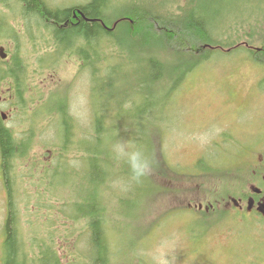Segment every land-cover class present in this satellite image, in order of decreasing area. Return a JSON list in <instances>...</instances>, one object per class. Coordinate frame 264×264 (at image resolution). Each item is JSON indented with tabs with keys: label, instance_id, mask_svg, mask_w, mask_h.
Here are the masks:
<instances>
[{
	"label": "rangeland",
	"instance_id": "374dc122",
	"mask_svg": "<svg viewBox=\"0 0 264 264\" xmlns=\"http://www.w3.org/2000/svg\"><path fill=\"white\" fill-rule=\"evenodd\" d=\"M45 1L57 9L90 2ZM116 1L115 13L119 5L128 7L143 0ZM169 1H176L170 13L177 15L187 0ZM169 1L144 0L143 4L150 9L166 8ZM223 4L222 20L228 24L240 22L232 30L220 31L224 40L250 43L249 48L245 46L246 51L251 50L250 55L261 53L264 22L241 21L255 19L257 9L264 8V0H225ZM3 19L2 27L14 35L0 39V46L8 53L0 75L13 66V58L18 60L21 74L17 76L19 92L15 77L0 82V118L18 144L29 146L26 155L16 159L11 175L17 230L26 246L33 247L36 239L46 243L60 264H91L87 257V222L69 219L71 207L79 200L76 195L82 194L84 188L83 154L72 143L77 141L83 146V136L94 133L90 70L84 69L77 44L62 54L46 57L56 46H49L45 35H37L45 22L26 16L13 0L5 6L0 3V20ZM119 51L113 46L110 53H115L122 63ZM164 51L160 50L158 56L166 59ZM220 51L188 73L172 92L170 85L166 90L157 87L155 93H148L139 64L132 63L130 72H122L123 79L137 72L127 83L128 99L139 103L144 99L143 108L152 104V108H158L153 114L156 121L148 127H144L146 123L143 126L131 122L129 106L117 120L120 135L116 144L125 145L128 151L143 150L153 160V167L139 201V195H135L139 186L129 177L124 176L117 185L113 182L112 195L136 202L130 206L113 202L107 208L106 236L113 264H264V222L258 225L249 217L241 220L224 214L232 208L226 203L232 197L248 194L256 180L255 158L257 153H263L264 145V61L247 55L244 48ZM122 88L117 83L113 92ZM62 101H66L68 114L78 122L69 133L72 146L67 145L69 139L62 143L60 137L63 129L57 104ZM2 114L6 116L4 120ZM114 117L119 114L115 112ZM142 127L148 135L145 143L134 139L138 131L144 130ZM97 147L103 146L100 143ZM200 160L206 164L202 169L196 167ZM10 196L0 156V264L5 262ZM201 202L214 204L223 215L197 221L189 209ZM40 252L38 246L36 254Z\"/></svg>",
	"mask_w": 264,
	"mask_h": 264
},
{
	"label": "trees",
	"instance_id": "16d2710c",
	"mask_svg": "<svg viewBox=\"0 0 264 264\" xmlns=\"http://www.w3.org/2000/svg\"><path fill=\"white\" fill-rule=\"evenodd\" d=\"M7 1L0 0V3L5 6ZM221 2L224 3L225 0H211V2L208 0H187L184 7L180 9V14L176 15L170 13L171 7L176 1H169L171 4L166 8L155 6L150 9L144 6L143 0L142 3L128 7L119 5L120 10L115 13L116 0H90L83 6L62 9L49 7L45 0H13V3L23 9L26 16L45 22L44 27L41 25L38 28L39 32L37 33L39 34L37 35L39 37L45 35L49 39V46L52 43H55L56 46L55 50L46 57H51L52 54H62L77 44L80 61L84 64V69L90 70L94 133L83 134V139H85L83 146L77 141L72 143L74 148L83 154L82 181L84 188L82 194L76 195L79 200L71 207L72 214L70 213L69 219L87 222V235H89L87 257L91 264H113V252L106 236L107 208L114 205L113 202H119L121 205L126 202L129 203V206L136 203L133 201L134 199L128 201L124 196L119 198L112 195L111 192H114L113 182L117 185L124 176L129 177L130 182L139 186L135 193V195H139L137 198L139 201L142 194H145L143 186L147 181L146 177H148L147 175L142 178L140 182L132 181L128 164L123 163L122 159H118L113 150L120 135L117 120L126 113V106H129L133 113L129 115L131 122L143 126L146 123L144 127H148L150 122L156 121L153 114L155 109L157 112L158 108H152L153 104L143 108L144 99L142 103L128 99L130 89L127 88V86L129 87L127 83H130V78L137 75V72L131 73L125 79L121 78L123 77L122 72H130L129 68L133 66L132 63L139 64L141 81L146 88L148 87V93H155L157 87L162 91L166 90L170 85L169 91L172 92L177 86H180L188 73L209 61L215 52H221L220 50L226 48L227 51L233 49L236 51L240 48H244L246 51L245 46L249 48L250 43L239 44L232 38L224 40L221 35L220 31L232 30V26L237 27L236 24L240 23L234 21L228 24L222 20L221 14L224 13L225 6L224 4L222 6ZM258 4L259 2H256V5ZM257 10L255 19L244 20L241 23L249 20L263 23L264 8ZM1 22H5V20H0V39L9 36L10 33L13 36V31L7 33V28L2 27ZM112 22L114 23L110 28ZM119 24L121 25L118 30ZM249 37L251 40V36ZM113 46L120 50L117 55L121 56L122 63H119L120 59L115 53H110ZM160 50H165L164 52L167 54L161 53L167 55L166 59L158 56ZM246 52L247 55H250L251 50L248 49ZM255 53L250 56L255 60L264 61V45L261 53L256 55ZM3 63L4 60H0V66ZM12 63H14L13 66L3 70L0 82L6 77L11 79L15 77L16 89L19 92V78L17 77L21 74L19 62L13 58ZM117 83L123 88L114 93L113 90ZM139 92L142 93V90ZM171 92L169 96L165 95L167 98L163 97L164 101L168 100ZM118 102L120 104H117ZM66 104V101L57 104L60 126L63 129L61 131L63 135L60 137H62V143L63 140L69 139L67 145H71L69 133L71 135L78 122L74 116L68 114ZM115 112L119 114V117L113 118ZM138 132L134 139L145 143L148 136L145 129ZM62 143L59 144L62 145ZM100 143L103 147L98 149L97 145ZM91 146L94 148L89 149ZM27 151H29V146L18 144L12 132L4 127L0 118L1 170L7 192L11 195L5 228L4 264H60L59 257L55 255L56 253L52 254L53 250L46 243L36 239L33 247L26 246L17 230L16 207L13 203L14 179L11 175H13L16 159L24 157ZM204 161H198L196 167L199 166L202 169L206 165ZM100 164L104 168H101ZM169 170L172 171L170 168ZM201 220V218L197 219V221ZM38 246L41 252L36 254Z\"/></svg>",
	"mask_w": 264,
	"mask_h": 264
},
{
	"label": "flooded vegetation",
	"instance_id": "af4514ba",
	"mask_svg": "<svg viewBox=\"0 0 264 264\" xmlns=\"http://www.w3.org/2000/svg\"><path fill=\"white\" fill-rule=\"evenodd\" d=\"M262 148L263 153L260 155L259 153L256 154L255 166L253 168L256 180L250 186V192L238 197H230L231 199L226 204L228 207L230 206L229 208H232L224 212V214L228 213L241 220L242 217H249L258 225L264 222V145H262ZM206 208L207 209H204V205L200 203L197 204V209H194L191 213L195 215V218H201L202 220L217 215H223L213 210V205L211 204ZM263 227L264 226H261V228Z\"/></svg>",
	"mask_w": 264,
	"mask_h": 264
},
{
	"label": "clouds",
	"instance_id": "9594fccd",
	"mask_svg": "<svg viewBox=\"0 0 264 264\" xmlns=\"http://www.w3.org/2000/svg\"><path fill=\"white\" fill-rule=\"evenodd\" d=\"M113 150L118 159H124L131 173V180L140 182L146 177L153 167V160L140 149L128 151L123 144H116Z\"/></svg>",
	"mask_w": 264,
	"mask_h": 264
},
{
	"label": "water",
	"instance_id": "95a60500",
	"mask_svg": "<svg viewBox=\"0 0 264 264\" xmlns=\"http://www.w3.org/2000/svg\"><path fill=\"white\" fill-rule=\"evenodd\" d=\"M0 55L3 59L6 58V54L4 53V48H0Z\"/></svg>",
	"mask_w": 264,
	"mask_h": 264
}]
</instances>
